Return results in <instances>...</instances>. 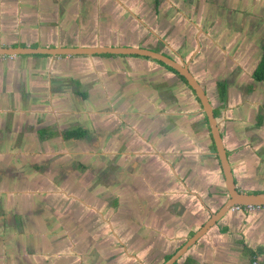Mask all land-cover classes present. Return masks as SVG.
I'll list each match as a JSON object with an SVG mask.
<instances>
[{
    "label": "crops",
    "instance_id": "0c3cea01",
    "mask_svg": "<svg viewBox=\"0 0 264 264\" xmlns=\"http://www.w3.org/2000/svg\"><path fill=\"white\" fill-rule=\"evenodd\" d=\"M215 2L230 9L240 8L234 9L238 11L247 9L248 13L253 8L259 9L249 0L238 2L237 0H215ZM214 6L216 9H210L215 20L228 22L224 17H230V9L224 12L222 8L217 9V4ZM132 10L135 12L136 8L132 7ZM118 12L123 10H117V6L109 0H0V48L135 47L147 48L162 54L168 52L165 50L166 46L154 39L152 41L148 35L149 31L138 30L131 26L125 31L118 30ZM239 16L243 17V14H234L233 18H239ZM247 17L249 18L250 15L248 14ZM246 20L255 21L252 17ZM241 42L242 40H236L237 47L238 45L241 47ZM216 43L215 46L218 49L220 44ZM206 48L205 50L203 48L198 56L200 61L197 62L206 69L212 70L208 74L209 80L206 81L202 72L201 76L196 77L202 86L207 87L208 96L211 98L216 114L218 113V116L222 118L223 141L226 149L230 151V164L236 187L244 193L264 192V179L251 178L246 174L248 169L243 164L246 147L253 145H246L250 135L246 136L245 129L238 130V124L229 121L231 114L238 116L237 119L247 114L250 119H256L258 127L263 126L264 101L255 105L251 101L243 100V95L246 93L243 87L244 75L239 82L232 83L231 87L222 82L218 88L223 90L225 95H222V102L218 101V89L217 85H212L214 82L212 73L215 72V75L224 73L222 68L224 65L214 47ZM170 49L173 52L174 49L171 47ZM130 65H145L148 70V62L145 58L132 55L0 56V150L5 149L7 152L14 153L24 149L23 151L28 153L31 152L30 149L43 147V142V145L38 142L29 143V136L47 126L51 131L53 128H59L55 124L63 122L76 124L86 119L93 121L95 117L103 115L128 116L125 112L119 114L113 110L104 111L108 105H114L115 102H121L131 108L144 106L145 110L141 111V117L151 116L150 112L156 114V110L151 108L154 104L146 100L139 101L138 93H132L131 85L125 84V80L115 74L114 71L117 68L122 66L130 68ZM155 65L154 67L158 68L157 71L161 69L168 75V83L158 88L164 96L160 104L169 111V114L175 112L174 116L181 115L178 118L184 119L183 128L190 136L181 141L180 147L177 146L178 150L176 147L174 151L172 149L162 151L165 155L172 152L168 156L170 158L177 156L181 159L176 168L172 165L166 166L169 170L167 178L171 180L175 177V185L179 186L182 193L189 199H196L195 211L189 208L188 199L182 201L180 197L175 198L168 204L164 214L154 212L157 222H150L148 220L150 216H148L147 221L150 222L152 229L141 230L143 228L138 226L137 231L134 232L129 230L128 225L131 223V218L140 219L141 217L140 207L136 205L137 209L131 215L129 210L122 209L119 216L110 221L109 214L113 207L110 206L111 209H109L108 205L104 212L105 216L97 210L89 211L81 206L77 207L76 212L65 211L64 213L37 210L9 211L12 199L7 193L0 192V239L3 240L1 236L6 235L4 241H0V264H162L197 231L192 233V225L196 224L199 229L210 214L216 212L227 201L228 193L224 178L214 159L210 158L211 142L209 138H206L208 133L205 118L198 110L197 102L193 104L195 112H187V108L184 109L185 106L175 110L174 107L179 105L178 99L175 98L174 101L171 97V84L175 81L176 85L185 87L184 83L166 68ZM198 66H194L195 70L190 67L194 75L199 74L200 66ZM136 78L134 82L133 78L131 80L134 89L137 88L140 92L152 88L158 93L147 72ZM126 89L131 90L133 96L120 93ZM228 90L231 92L230 97L227 95ZM234 90H237L236 98L232 97ZM248 90L249 95L258 96L261 91H264V87L257 85ZM165 94L168 96L165 97ZM235 102L237 104H234ZM230 108L234 110L231 111ZM240 120L242 124H247L244 118ZM202 127H205L207 134H204L203 140L199 142L195 136L198 132L203 133ZM131 135L132 137L128 139L132 142L138 140V142L133 146L128 145L126 152L128 154H135L136 150L138 154L143 148L149 150L147 142L155 136L147 133ZM169 136L171 140L173 135ZM191 141L200 147L188 155L189 150L195 148ZM77 143L68 141L65 144L69 148ZM169 144L172 146L170 142ZM141 146L143 148H140ZM254 147L264 150V140L254 143ZM185 154L188 156L182 157ZM197 156L198 158L203 156V160L197 162ZM193 161H196L194 163L196 166L204 163L200 171H206L205 174L200 172L198 177L192 175L183 180V176L187 174L188 164ZM162 164L164 165L163 162ZM176 178L182 180L179 181ZM161 186L160 183L157 185V187ZM153 187L157 188L155 185ZM15 198L17 199L18 196ZM143 198L145 196L134 195L130 203L135 202L141 207L146 206L142 201ZM152 198L155 199V196ZM81 202L84 201L81 200ZM114 203L115 201L112 204ZM206 211L207 218L204 216ZM191 212L195 214L199 212V215L194 216ZM191 214L193 217L190 216ZM12 216L16 223L10 220L13 226L7 227L6 219L8 217L11 219ZM110 235L111 239L108 238ZM129 237L144 243L142 245L126 243L125 245L123 241ZM179 238L184 240L178 242ZM145 239L153 244L147 243ZM254 262L264 264V207L231 210L174 264H253Z\"/></svg>",
    "mask_w": 264,
    "mask_h": 264
},
{
    "label": "rangeland",
    "instance_id": "374dc122",
    "mask_svg": "<svg viewBox=\"0 0 264 264\" xmlns=\"http://www.w3.org/2000/svg\"><path fill=\"white\" fill-rule=\"evenodd\" d=\"M137 1H138L137 6H135L134 3L130 2L129 7L136 8L135 13L137 16H140L139 18L142 21L141 22L136 21L133 16H131L128 12H125V10L123 9V12H118V18H117L118 19L117 24L119 25L117 28L118 30L122 29L123 31H125L128 29L129 26H131L132 28L134 27L138 28V30H145V31H150L149 29H151L152 32H149L151 34H148V35L152 39V41L156 40L161 45L163 44L167 45V47H165V50L168 51V53L170 54L172 50L169 47L173 48L178 54H180L182 58L189 60L190 62L189 66L193 67L194 70H195L194 66L199 65L197 62V61H200L198 56H200L203 48L205 50L206 47H209V46L214 47L217 50L216 51L217 55H220L223 61V65H224L222 66L223 70L227 72L228 74H230L229 75L230 78L234 79L233 81H231V83L236 84L237 82H239L240 79L243 78V70L237 65V64H240L239 54L236 53V51L234 53L233 52L229 53V50H228L230 47L234 48L233 44L228 43L230 47L226 46L225 48L219 45V48L217 49L215 45H217L216 42L220 40V36L216 37V33H215L216 30L211 28L209 25H206V24L201 25V23H204V20H201V22L198 20L196 21V24H198L197 26L198 28H200L199 32L200 30H203L204 32L208 33L210 36L215 38L214 40L216 41L215 43L211 41L209 42L210 37L202 36L198 42L200 44V47H199L196 38H194L195 34L197 33L198 28L194 25H190V22H189L191 19H193L195 15L196 4L202 3L204 7L206 8L209 7L211 9L212 8L216 9L214 5L217 4L218 10H220V8H225L226 10H229V7L226 8L224 5L221 6V3H216L215 0H191V2H189L188 0H158L159 6L154 5L153 2L155 0L154 1L153 0H137ZM238 1L239 0H237V2ZM249 2L259 7V9L254 10L253 8V10H249L250 17L254 18L255 20L254 22H257L260 18H262L264 21V0H249ZM188 3H191V4L188 7V10H186V6ZM118 9L119 8L117 7V10ZM153 11H155L156 13L153 14ZM232 12H235V14H239V13L243 14L245 11L240 10L238 12V10H233ZM120 25H122V27ZM185 27H190L192 34H193L192 35L193 39L190 36L189 37L184 36V33L182 30L185 29ZM189 44L191 45L190 47L188 46ZM161 45H159V47H161ZM238 49H239V45H238ZM145 59L148 62V65H147L148 70H146L147 68L145 67V65H138V66L130 65V68L127 66H122L120 68H117L116 71L114 72L116 75L121 76V78L125 80L126 82L125 84L131 85L132 93L134 94L138 93L137 98H140L139 101H144L143 99H147L148 101L146 102H150L152 104L155 103V105L152 106L151 108H154V110L156 109L155 111L156 114H152L150 112V115L152 116V120H159V118H165L167 120L168 118H171L172 128H174L176 126V121L178 119V116H173V115L170 116V114L168 113L169 111H166V108L163 107L161 104H159L158 103L159 101H157L158 99H162V97L164 96L157 97L158 93L154 92L152 88L148 91L141 90L139 92L138 89L137 88L134 89L133 84H131L132 78L134 82V80L136 81L137 76H140L144 74L145 72L148 73L149 79L152 82H154L153 85L155 86V89L161 88L168 83L167 81L168 75L164 73L161 69L157 71L158 68L154 67L156 66L155 64L157 63L154 62L152 59H148V58H145ZM199 66H200L199 74L198 73L196 74L195 72L196 74L195 76H198V77L201 76V72H202L205 75L206 81L209 80L208 74L212 70L208 68L206 69V67L201 64ZM242 66L245 67V64L243 63ZM226 68H227V71H226ZM212 74L215 77L217 76L215 75V72H213ZM214 76L213 78L211 77L213 81H215ZM214 83L215 82H213L212 84L213 86H214ZM243 87H245L244 88L246 90L245 94L247 95V96L245 94L243 95V98H244L243 100L251 101L255 105H259L261 102L264 101V91H261L258 94L259 96L258 97L255 95H249L248 93L249 85H243ZM184 88L185 87L183 86L176 85L175 81H173L171 84V88H170V91L172 94L171 97L174 101L178 99L177 101L178 105L186 104L184 109L187 108V112L189 113L195 112L196 110L193 109V104L195 100L190 95V92L184 90ZM130 91L126 89L125 91L120 92V93H123V95L125 96H129V95L133 96V94H131ZM170 91H167V92H170ZM166 96L168 95L165 94V97ZM234 104H237V103L235 102ZM112 105H108V107H106L104 111L113 110V111L119 112V114H121V112H125L128 114V116H122V115H105L104 116L103 115L100 117H95L93 121L92 120L87 121L86 119V122H85L86 124L82 123L84 121L79 122V124L81 125L90 126V131L92 135L91 143L95 145L77 143L75 146H70L69 148L66 147V150H62L64 151V154L61 151L59 154H57L58 150L49 149L50 145L48 146L49 148L48 147L44 148L39 153H33L31 155H22V156L21 155H18V156L17 155H2V153L7 154V151L5 149L0 152V165L3 171L2 176H0L1 177L0 186L5 183V181L1 179L3 178L10 179L9 178L10 174H13V175L15 174V176H19L18 180H26L28 182V183H24L27 186L26 188H21L23 191L22 193H20L21 197L17 199L14 197L11 200V203H10L11 207L8 208L9 211L19 210L20 212H29L31 210H37V211L43 212V211L50 210V212L64 213L65 211L66 212L67 211L76 212L78 211L77 207L81 206L82 208H86L89 211L97 210L105 216L104 212L106 211V206L104 202L110 200L112 203L113 201H115L114 204L111 203V208L113 207L112 209L108 205V208L111 209L110 214L108 213L110 221L113 220V218H116L117 216H119V212H122V209L124 211L129 210L130 212L129 214L131 215L133 211L137 209V207L133 205L132 203H125L124 205L119 204L120 202L118 200L120 197L118 195L120 194V191L114 188L115 185L118 184L114 173L120 168L119 172L121 174H124V177H126V179L133 178V171L131 169V165L133 162H136L138 165L146 166L144 167L146 172L149 169V174L151 178H153L151 190L155 196V199L149 197V195L151 194L149 190L143 191L141 193H135V195L145 196V198H143L142 201L145 203L146 206L139 208V210H143L144 208L147 212L151 211V212H158L159 214H164V212H166L168 209L167 207L168 204L170 202H173L175 198L180 197L182 201H185L188 199L189 208L192 209L193 212L195 211L196 205L194 204V202H196V199H189L187 195L182 193V190L179 189V186L175 185V177H172L171 180L167 178L169 174V170L166 168L167 164L165 162H163L164 163L163 165L162 162L156 156H151V154H146V152H149L150 150H148L147 148L144 149L143 147H142L143 149H141L140 151L141 153L139 152L140 154H138L136 157H135L136 154H124L123 153L126 151L127 145L133 146L137 144L138 142V140H135L133 141L135 143H133L132 141H130V139H128V136L130 135V133L125 129L124 124H126L127 122L139 123L141 119V115H142L141 111L145 110L144 106L140 105L139 107L135 106L131 108L121 102H118V103L115 102V104L113 106ZM231 106L232 105H230V107ZM182 110L181 112L184 111ZM232 110L234 109H231V111ZM231 116L233 118L231 117L229 121H233L232 123H235L236 125L238 124V130L245 129L244 134L246 136L250 135V137L248 136L247 138V143L245 142L246 145L253 144L251 145V147H246V153H245L246 155L243 157L244 158L243 164H245L246 168L248 169V171H246V174L249 175L251 178L253 177V178H258V179H264V150L262 148L258 149L254 147V143H260L262 140H264V125L261 127H258L257 126L258 122L256 121V119L255 118L254 120L250 119V117L247 116V114H244L242 117H239L238 119H237L238 116H236L235 114H231ZM240 118H244L247 124L246 125L242 124V121L240 120ZM219 122L221 125L222 118L220 117H219ZM135 127L138 129L136 125ZM102 128L105 131H100ZM155 130L157 131V133L161 132L159 125H157ZM202 130H203V133L202 132L196 133L195 137L197 139H202V136L204 134L205 135L207 134L205 131V127H202ZM174 132L177 134L176 135L177 138L176 137L174 138L173 136L171 140H169V138L165 139V142H170L172 146L177 145L180 147L181 141L183 139H185L186 137L190 138L186 129H183L182 131H174ZM162 134L163 133L161 132L160 136ZM153 135H157V134H153ZM206 138H208L207 135H206ZM156 141H157L156 142L157 144L160 143L158 142L159 141L158 139ZM194 147L195 148H192L193 150H189L188 155L191 154L190 152L196 151L197 150L196 148H199L200 146L194 143ZM107 150H110V151L107 152ZM238 150L240 151V149ZM241 150H243V148H241ZM137 151L138 150H136L135 152ZM188 155L185 154V155H182V157H185ZM198 156L196 158L197 162L200 160H203L202 157L204 155L200 158H198ZM22 157H25V158H22ZM172 157L171 158L167 157V160L171 163L172 167L176 168V165L180 164L181 159L180 157H177V156L175 158H172ZM26 158L31 159V162H29L26 167L27 172H25L26 171L25 167L20 164L21 160L22 159L24 160ZM74 158H76V162L82 161V162H86L87 165H89L87 169H83V168H80V166H78V172L85 173V179L83 180L84 183L82 181H79V184H78V181H77V186L79 185L80 189L78 190L76 189L75 191H73L71 187L66 184V182L69 181V179H71L73 175L71 173L68 175H65L66 171L64 169H60L56 167L57 165H60V166H64L65 169H69V168L72 169V166L74 164ZM196 161H193L191 164L190 163L188 164L187 174L183 176V180H186L192 175L198 177L200 172L202 174H205L206 171H200V168L204 165V163L201 166H196L194 165ZM37 165H40V167L42 166L43 169H39V168L36 169ZM99 165L105 166V168L101 170V174L99 177L97 175L95 176L94 178L95 181L92 187L87 188V183H85V181H87L88 179L93 180L92 178L94 175L93 169L95 168L97 169ZM87 175L89 176V178H87ZM109 176L115 181L110 182L108 179ZM65 180L67 181L65 182ZM150 181L151 179L148 181V183ZM159 183L162 185L161 187H157ZM58 184L62 186L60 189L61 192L65 190L66 193H70L69 197L64 196L62 193L58 195L59 196L58 198L53 197L52 194L55 192V190H58ZM13 185H17V183L14 182ZM81 185H83L85 188H81ZM141 185H145V182H143ZM153 185H155V187L157 188L154 189ZM11 186L12 185L8 184L7 187L9 188ZM159 188H161L163 191H160ZM2 189H5V187H2ZM86 189L91 190L90 192L92 191L94 192L95 195L93 196L92 199H89L92 197L91 193L89 196H85ZM72 195H78L77 198H79L80 200H83L84 202L83 203L79 202V200H76L73 197H71ZM117 196H118V199H117ZM172 196H173V199H172ZM193 212L191 213L194 216L199 215V212L196 214ZM192 214L190 215L191 217H193ZM148 216L149 214L146 213L142 215L140 219H138L137 217L131 218V223H129L128 225L130 227L129 230L130 231L133 230L134 232H136L138 226L143 228L141 230L152 229L153 227L150 228V222L147 221ZM204 216H206L207 218V211L205 212ZM113 226H115V224H113ZM191 230H192V233L193 231L198 230L197 225L196 224L192 225ZM108 232L110 231L108 230ZM108 238L111 239V235L108 236ZM182 240L184 239L179 238L178 242ZM145 241L147 243H151L148 239H145ZM175 241L177 242V240ZM123 243H125V245L126 243H129V245H131L132 237L127 238L125 241H123Z\"/></svg>",
    "mask_w": 264,
    "mask_h": 264
},
{
    "label": "flooded vegetation",
    "instance_id": "af4514ba",
    "mask_svg": "<svg viewBox=\"0 0 264 264\" xmlns=\"http://www.w3.org/2000/svg\"><path fill=\"white\" fill-rule=\"evenodd\" d=\"M109 1H111L113 3V5H116L119 9H122V10L124 9L125 12H128L131 16H133L136 21H139V22L142 21L139 18L140 16H137L136 13L132 10V7H129L130 2L134 3L135 6H137V4H138L137 0H135V1L134 0H129V2H128V0H126V1H124V0H109ZM188 1L191 2V0H188ZM153 3H154L155 6H159L158 5L159 4L158 0H155ZM190 4L191 3L187 4L186 10H188V7L190 6ZM234 9H240V8H231L229 10L230 17L229 16H225L224 17V15H222L223 13H221V15L228 20V22L224 21V23H223L222 21L215 20L214 16L212 15V11H211L210 8L206 9V7H204L202 5V3H199V4H196L195 15H194L193 19H191L189 22H190V25H194V26H196L198 28V26H197L198 24H196V21L199 20L201 22V20H204V23H206V25H209L211 28L216 30V32H215L216 33V37L220 36V40L217 41V42L220 45L222 44L221 46H223V48H225L226 46L230 47V45L228 43H232L234 48L230 47L228 50H229V53L230 52L234 53L236 51V53L239 54V62H240V64H237V65H238V67H240L243 70V75L245 76L244 79H243V85H249V88H251V87L255 88V87H257V85H259V87L260 86L264 87V79L260 80L258 78L259 77V71L262 68H264V21H263L262 18H260L257 22H254V21L249 22V21H247L246 19L249 20V18H251V17H249V18L247 17L248 14H249L248 12H246L247 9L243 10V11H245L243 13V17L239 16V18H233V15L235 14V12H232V10H234ZM225 10L226 9L222 8V11L225 12ZM155 13L156 12L153 11V14H155ZM199 29L200 28H198L197 33L194 36V38H196V40H197V43L199 42V39L202 36L210 37L209 40H214L215 39L212 36H210L208 33L204 32L203 30H200V32H199ZM149 30H150L149 32H152L151 29H149ZM182 31H183L185 37L186 36L187 37H189V36L192 37V35H193L190 27H185V29H183ZM235 39L236 40H242L241 47H239V49L237 47ZM198 45L200 47L199 43H198ZM163 46L167 47V45H165V44H163ZM158 53H160V52H158ZM166 55L171 57V58H173V59H175L176 61L180 62L183 65H187L189 71L192 73V71L190 69V66H189V64H190L189 60L186 61L175 50H173V53L171 52V54L167 52ZM143 58H145V57H143ZM155 62H157V61H155ZM243 63L245 64V67L242 66ZM157 64L159 66H161V67L166 68L167 71H170L172 74L177 76L178 80H181L184 83L185 89L190 92V95L194 98L195 102H197V104L199 106V111L205 118L204 120H205L206 130H207V133H208L207 136H208V138H209V140L211 142L212 152H211V157L210 158L214 159L213 161L216 162V165H218L219 169L221 170L222 176L224 178L222 167H221V163H220V158L218 156V152H217L216 146L214 144V141H213V138H212V135H211L209 122H208V117H207L206 113L203 110L202 104L200 103V101L196 97L194 91L188 86L187 82L183 79V77H181L178 73H176L171 68L165 66L161 62H157ZM229 66H230V64H229ZM226 71H227V68H226ZM224 73H219L215 77V81H214L215 82L214 85H217L218 101H220V102H222V99H221L222 95L224 96L225 94L223 93L224 92L223 90H220V88H218V86L222 85V82H225L228 87H231V84H232L231 81L234 80L233 78L229 77L230 74H228L225 71H224ZM195 78L200 83V80L196 76H195ZM201 86H202V84H201ZM202 87H203V89L205 90V93L208 96L207 87L206 86L205 87L202 86ZM236 91L237 90H234L232 92L233 93L232 97H234V98L237 97V92ZM157 92H158L157 97H162L163 96V92H161L160 89L159 90L157 89ZM227 95L229 97L231 96V92L229 90L227 92ZM157 97H156V99H157ZM208 98H209V101H210L211 106L213 108V114L215 116V119L217 120V123L219 125V130H220L222 141H223L222 126L220 125V122H219L218 113L216 114V111H215V109H214V107L212 105V102H211V98L209 96H208ZM143 100L148 101L147 99H143ZM157 101H159L158 102L159 104L161 103V99H158ZM158 103H156V104H158ZM154 105H155V103H154ZM181 106H186V104H184V105L179 104V106L176 105L174 107V109L175 110H180ZM166 111H168V110L166 109ZM174 113H170V114H172L174 116ZM172 115H170V116H172ZM178 116H181V115H178ZM126 121H128V120H126ZM85 122L86 121H84V123ZM134 123L135 122H127L126 124H124L125 129L130 133L128 138H131L132 137L131 134H133V133H138V135H144L146 133L148 135L157 134L158 137H157V135H155V137L151 138L152 139L151 141L147 142L150 151L146 152V154H151V156H156L161 162H165L168 166L171 165V163L167 160V157L172 152H170L168 155H165V154L162 153V151H165L166 149H173V151H174V149L177 147V145H174L172 147L169 144V142H165V139L169 138L170 134L176 137L177 134L174 131H182L184 129L183 128L184 127V119L182 117H179L177 119V121H176V126L174 128H172V119L171 118H168L167 120L165 118H159V120H152V116H143L140 119V122H139L140 124L137 123V122L135 123V125L138 127L139 132H138L137 128L135 127ZM55 125L58 126L59 128L58 129H54L53 128V130L50 131L49 130L50 128H48V126H47L45 129L38 130L36 134H31L29 136V143L38 142L41 145L44 144L43 147H40V148L35 149V150L30 149L31 152H28V153H25L23 151L24 150L23 149L20 152L16 151L14 153H11V151H10V152H7V154L2 153V155H17V156L18 155H21V156L22 155H31V154H33L32 153L33 151L34 152L36 151L35 153H39L44 148H47L49 145H50V148L52 147L53 149L58 150L57 154H59L60 151L64 154V151H62V150H66V146L67 145L65 143L68 142V141H75V142H78V144L94 145V144L91 143L92 135H91V131H90V126L89 125L88 126H84V125H81L79 123H76V124L75 123H71L70 124V123H65V122L60 123V125L59 124H55ZM157 125H159L160 131L163 132L164 135L162 134L160 136L161 132L157 133V131L155 130ZM100 131H105V130L102 128ZM42 132H45V133L42 134ZM74 133H76V134L77 133H80V134L83 133L85 135L84 136L80 135L79 137H75ZM69 134H74V135H69ZM180 137H182V136H180ZM157 139L159 140L158 142H160L159 144L156 143ZM143 140L145 141L144 137H143ZM198 140H199V142H201V140H203V139H198ZM130 141H131V139H130ZM42 142H43V144H42ZM133 143H135V142H133ZM157 145H158V147H157ZM223 146H224V148L226 150L227 157H228V160H229V163H230V151H228L226 149V147L224 145V141H223ZM127 147H128V145L126 146V151L123 152L124 154H128V153H126L127 152ZM142 147L143 146H141V148ZM178 149L179 148L177 147V150ZM0 152H1V150H0ZM135 154H136L135 155V157H136L139 153L137 154L135 152ZM22 158H25V157H22ZM29 162H31L30 158H26L24 160L23 159L21 160L20 164L25 167V169H26V171L24 170L25 172H27V168L26 167H27ZM12 164H14V163H12ZM43 166H45V165H43ZM78 166H80V168H83V169H87L89 167V165H87L86 162H82V161L76 162V158H74V164L72 166V169H70V168L69 169H65L64 166H60V165L56 166L57 168L64 169L66 171L65 175H68L70 173L73 175L72 178L69 179V181L65 180V182L67 181L66 184L68 186H70L73 191H75L76 189L77 190L80 189L79 185L77 186V181H78V184H79V181L83 182V180L85 179V173L78 172ZM230 166H231V164H230ZM135 167H139V168H135ZM38 168L39 169H43V167L42 166L40 167V165H37L36 169H38ZM104 168H105V166H100L99 165L98 168L95 169L94 175L92 177L93 180L92 179L91 180L88 179L87 181H85V183H87V188L92 187V185H93V183L95 181V179H94L95 176L97 175L99 177L100 174H101V170H103ZM119 169L117 171H115V173H114L115 178H116V180L118 182V184H116L114 188L116 190L120 191V194L118 195L120 197L119 200H118L120 202L119 203L120 205H124L125 203H130L132 198H133V196L135 195V193H141L143 191L149 190L151 192L149 197L152 198L154 196V194H153V192L151 190V188H152L151 185L153 183V180H152V178H151V176L149 174V170H147V172H146V170H145V168L143 166H139L138 164L132 163L131 169L133 171V178L126 179V177H124V174H121L119 172ZM231 169H232V167H231ZM232 172H233V169H232ZM2 174H3V171H2V167L0 165V176H2ZM74 177H75V179H74ZM9 178L10 179H5V178L1 179V180L5 181V183L0 186V192H3L4 194L7 193L9 198L12 197L11 199H13L16 196H18V198H20L21 197L20 193L23 192L21 188H26L27 186L24 183H28V182L26 180H18L19 176H15V174L14 175L10 174ZM87 178H89L88 175H87ZM108 179H109L110 182H114L115 181L110 176L108 177ZM150 179H151V181L148 183V181ZM177 180L180 181L182 179L178 178ZM234 180H235V178H234ZM14 182H16L17 185H13ZM143 182H145V185H141ZM224 182H225V178H224ZM8 184L12 185V186L8 188L7 187ZM32 186H34V185H32ZM2 187H5V189H2ZM61 187L62 186H60V184H58V190H55V192L52 194L54 198H58L59 197L58 195H60L61 193L64 196H68V197L70 196V193H66V191L64 189H63L64 191L61 192V190H60ZM81 188H85V187L83 185H81ZM90 191L91 190L86 189L85 196H89L90 193H91L92 197L89 198V199H92L95 194H94L93 191L92 192H90ZM250 193H252V192H250ZM256 193H264V192H256ZM77 196L78 195H72L71 197H73L74 199L79 200V202H81V200L79 198H77ZM104 198H105V196H104ZM81 203H83V202H81ZM104 203H105V206L106 205L111 206L112 202L110 200H108V201H105ZM132 204L136 205V206H139L141 208V206L139 204L135 203V202H133ZM48 211L50 212V210H48ZM145 211H146L145 209L140 210V214H141L140 216L146 214ZM54 213H56V212H54ZM147 213L150 216V218L148 219L150 222L155 223V222L158 221L155 218V213L154 212L153 213L152 212H147ZM10 220H12L14 223H16V220L13 218V216L11 217V219L8 217L6 219V226L7 227H10L11 225L13 226V222H10ZM3 236L6 237V235H2L1 237H3ZM0 241H4V238H3V240L0 239ZM143 243L144 242L141 241V240L132 239V244H134V245H142Z\"/></svg>",
    "mask_w": 264,
    "mask_h": 264
},
{
    "label": "water",
    "instance_id": "95a60500",
    "mask_svg": "<svg viewBox=\"0 0 264 264\" xmlns=\"http://www.w3.org/2000/svg\"><path fill=\"white\" fill-rule=\"evenodd\" d=\"M23 55H48L52 57L61 56H94V55H116V56H139L161 62L165 66L173 69L187 82L188 86L194 91L196 97L203 106V110L208 117L211 135L216 146L218 156L225 178V187L228 192L227 201L214 213H211L209 219L194 232L185 243L162 264H174L187 251L203 238L209 230L225 217L235 206L242 207H264V193H244L240 192L235 184L234 175L223 146L219 125L213 114V108L205 90L197 81L195 76L189 71L187 65H183L175 59L152 51L147 48L135 47H94V48H0V56H23Z\"/></svg>",
    "mask_w": 264,
    "mask_h": 264
},
{
    "label": "trees",
    "instance_id": "16d2710c",
    "mask_svg": "<svg viewBox=\"0 0 264 264\" xmlns=\"http://www.w3.org/2000/svg\"><path fill=\"white\" fill-rule=\"evenodd\" d=\"M138 57H139V56H138ZM172 70H173V69H172ZM263 70H264V68H262V69L259 71V77H258V78H259L260 80H263V79H264V71H263ZM74 134H75V135H74ZM74 134H69V135H74L75 137H79L80 135H82V136L85 135V134H83V133H81V134H80V133H77V134L74 133ZM169 258H170V257H168L166 260H168Z\"/></svg>",
    "mask_w": 264,
    "mask_h": 264
},
{
    "label": "built area",
    "instance_id": "2783aa9c",
    "mask_svg": "<svg viewBox=\"0 0 264 264\" xmlns=\"http://www.w3.org/2000/svg\"><path fill=\"white\" fill-rule=\"evenodd\" d=\"M245 208H252V207L235 206L232 210L233 211H238V210H243ZM253 264H259V263L258 262H254Z\"/></svg>",
    "mask_w": 264,
    "mask_h": 264
}]
</instances>
